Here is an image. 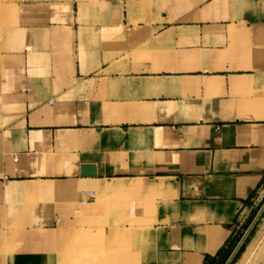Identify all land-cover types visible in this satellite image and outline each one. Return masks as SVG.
Wrapping results in <instances>:
<instances>
[{"label":"crops","instance_id":"0c3cea01","mask_svg":"<svg viewBox=\"0 0 264 264\" xmlns=\"http://www.w3.org/2000/svg\"><path fill=\"white\" fill-rule=\"evenodd\" d=\"M263 197L264 0H0V223L220 264Z\"/></svg>","mask_w":264,"mask_h":264},{"label":"bare ground","instance_id":"6f19581e","mask_svg":"<svg viewBox=\"0 0 264 264\" xmlns=\"http://www.w3.org/2000/svg\"><path fill=\"white\" fill-rule=\"evenodd\" d=\"M35 190L36 188L30 185L22 187L7 186L4 191L10 194H17L29 193ZM39 190L41 192L42 188L39 187ZM32 230H27L21 226L16 230H1L0 264H8L17 252L32 251L34 246L35 248L43 247L47 240L52 237L51 233L43 227H35V230ZM52 248L56 253L55 259L51 260V262L46 260L43 264H113L116 257V254L112 253V247L105 244L104 231L100 229L98 233L94 230L90 233L85 227L80 228L73 235L70 243L60 247L52 246ZM97 251L100 253L108 252V255L105 254V257L100 259L96 255ZM236 264H264V216L259 228L247 243Z\"/></svg>","mask_w":264,"mask_h":264},{"label":"rangeland","instance_id":"374dc122","mask_svg":"<svg viewBox=\"0 0 264 264\" xmlns=\"http://www.w3.org/2000/svg\"><path fill=\"white\" fill-rule=\"evenodd\" d=\"M8 1H13V0H8ZM0 202H1V200H0ZM3 202V206L5 205V203H4V201H2ZM263 203H264V197L262 198V201L260 202V205H259V207L257 208V210L256 211H254V213H252L249 217H247L246 219H245V221L243 222V225H242V228H243V233H241V235H240V237H239V239H238V241L237 242H240V238H242V236H244L245 234H246V232L248 231V229L250 228V226H251V223L253 222V220H254V218L256 217V215H257V213H258V211L261 209V206L263 205ZM1 213H3V215H4V213H5V209H4V207H3V210H2V212ZM80 214H79V212H76V216H79ZM264 216V211L261 213V215H260V217L258 218V220L256 221V223L253 225V227L252 228H254L253 229V231L251 232V230H252V228H251V230L249 231V233L246 235V237H245V239H244V241H243V243L241 244L242 246H241V248L240 249H238V255H237V257L233 260L232 259V261L230 262V264H236L237 262H238V260H239V258H240V256H241V254H242V252H243V250H244V248L246 247V245H247V243L249 242V240L252 238V236L255 234V232L257 231V229L259 228V225H260V223L262 222V217ZM3 219H5L4 217H3ZM10 226V227H9ZM19 226H21V227H23V228H25V229H31V225L30 224H26V223H20V224H17V223H10V224H6V223H0V232H1V230H4V229H8V230H16ZM61 226V225H60ZM85 227V229L86 230H88L90 233L91 232H93V230L95 231V232H99V229L100 230H103L104 231V225H96L95 223H83L79 228H84ZM92 227V228H91ZM89 228V229H88ZM247 230V231H246ZM251 232V233H250ZM3 233V232H2ZM104 234H105V232H104ZM117 239H115V242H113L114 243V245H116L117 244V241H116ZM30 241V240H29ZM28 241V242H29ZM50 243H51V245L48 247L47 245H43V247H39V248H33L34 250L36 249V250H39L40 252V255L41 254H43V253H46L48 250H50V251H52L53 250V248H52V246H53V241L51 240L50 241ZM46 244V243H45ZM239 244V243H238ZM114 247V246H113ZM42 248V249H41ZM110 249V248H109ZM115 250L117 249V247L115 246V248H114ZM237 253V252H236ZM105 254H107L108 255V252L107 253H100L99 251H97V253H96V255H97V257L98 258H100V259H103L104 257H105ZM117 259H118V257H116L115 258V263L117 262ZM57 264V263H56Z\"/></svg>","mask_w":264,"mask_h":264},{"label":"water","instance_id":"95a60500","mask_svg":"<svg viewBox=\"0 0 264 264\" xmlns=\"http://www.w3.org/2000/svg\"><path fill=\"white\" fill-rule=\"evenodd\" d=\"M81 174L84 175V176H94L96 174L95 169H94V165H90V164H84V165H82V172H81ZM263 211H264V205L259 210V212L257 213L256 217L254 218V220H253L250 228L246 232L245 236L239 242V244L237 245V247L235 248V250L232 252V254L230 255V257L228 258V260L226 261L225 264H230V262L232 261L233 257L235 256L236 252L238 251V249L240 248L241 244L243 243L246 235L249 233V231L251 230V228L253 227V225L256 223V221L258 220L259 216L261 215V213Z\"/></svg>","mask_w":264,"mask_h":264},{"label":"trees","instance_id":"16d2710c","mask_svg":"<svg viewBox=\"0 0 264 264\" xmlns=\"http://www.w3.org/2000/svg\"><path fill=\"white\" fill-rule=\"evenodd\" d=\"M253 229H254V228H252L251 232L253 231ZM251 232H250V233H251ZM241 246H242V245H241ZM241 246H240V248H241ZM240 248H239V249H240ZM238 252H239V251H237V253H236L235 256L233 257V260L237 257ZM225 261H226V259H225L224 261H222L220 264H224Z\"/></svg>","mask_w":264,"mask_h":264}]
</instances>
